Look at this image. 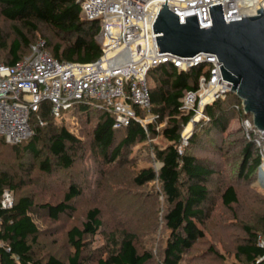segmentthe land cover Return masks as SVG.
<instances>
[{"label":"trees","instance_id":"trees-1","mask_svg":"<svg viewBox=\"0 0 264 264\" xmlns=\"http://www.w3.org/2000/svg\"><path fill=\"white\" fill-rule=\"evenodd\" d=\"M0 17L12 22L16 35L9 44L0 36V63L12 65L28 54L29 37L21 30L34 33L38 26L49 29L55 40L45 39L46 49L55 59L75 63H90L96 60L101 49L96 41L98 24L80 17L79 7L75 0H0ZM21 27V28H19ZM43 38V37H42ZM26 49V51H25ZM2 52L6 55L1 59ZM206 74L204 67L188 72L177 71L170 65H161L152 69L150 82V114L155 121L143 127L135 120L128 125L113 129V117L88 105H77L70 111L86 123L93 121L90 147L98 160L106 166L120 165L124 154L136 143H145L155 137L163 141L161 146L151 144V151L158 163V168L140 169L133 178L136 185H143L156 180L167 203L164 222L169 230V238L163 252V264H178L185 251L203 236L198 224L206 217L207 207L213 203V194L208 186L209 181L218 174L214 166L192 153V149L210 151H228L232 146L239 149V163L232 182H248L256 178L260 165L259 149L254 143L245 139L241 128L231 138L229 146H224L221 137L232 118L241 121L243 115L234 106L239 101L229 98L215 101L204 109L209 117L208 122L195 126L187 139L186 146L181 148V130L189 121L191 114L179 110V99L183 93L197 86L200 75ZM38 112L46 126L38 125L31 120V137L18 145H12L16 154L26 152L37 161L39 170L50 175L57 170L69 171L74 166L83 143L72 134L61 119L54 121L48 113L47 106L42 105ZM140 117L145 112L136 109ZM162 127H158L163 123ZM120 139H117L119 134ZM0 142L5 143L0 137ZM40 144V145H39ZM40 146V147H39ZM24 186L22 180L16 181L13 176L0 169V198L3 191H8L13 198L10 208L0 205V264H86L84 250L87 246L85 236L95 235L101 227L100 211L93 207L85 213L80 227L73 226L66 232V238L72 251L66 260L54 255L37 257L33 246L36 243L39 229L34 221L35 216L45 213L49 219L57 221L61 215L69 214L72 201L80 196L78 186L70 184L62 200L56 204H37L27 195H18ZM220 199L225 207L237 202L236 191L232 184L225 185L220 191ZM261 232L244 226L246 237L236 247V255L241 258L240 264H264V248L257 244L259 234H264V211L260 218ZM111 248L102 251L95 259L96 264H147L152 259L149 251H138L134 236L124 233L121 238H109Z\"/></svg>","mask_w":264,"mask_h":264},{"label":"built area","instance_id":"built-area-1","mask_svg":"<svg viewBox=\"0 0 264 264\" xmlns=\"http://www.w3.org/2000/svg\"><path fill=\"white\" fill-rule=\"evenodd\" d=\"M80 17L98 24L97 39L100 56L90 63H75L55 59L46 49L42 37L29 46V52L12 65L0 63V137L5 143L18 145L32 135V118L43 126L38 112L42 105L48 108L53 120L61 119L74 106L88 105L103 110L113 117V129H120L135 120L143 127L155 121L150 114L149 72L161 65H170L177 71L188 72L204 67L197 86L183 93L179 110L191 114L186 126L190 131L181 134L180 150L186 146L192 129L198 123L209 121L204 114L206 106L223 100L231 84L222 79L221 63L214 54L199 53L193 57H177L158 53L152 24L161 7L184 17L196 16L199 28L211 26L208 7L220 4L225 22L250 17L264 0H75ZM235 109L243 112L241 100ZM136 109L145 112L144 117ZM160 127V124L158 125ZM246 140L259 149L260 165L257 179L264 182V131L253 127L251 116L239 121ZM158 167L155 168V170ZM13 198L3 191L0 205L10 208ZM263 237V236H262ZM257 244L264 248V237Z\"/></svg>","mask_w":264,"mask_h":264},{"label":"rangeland","instance_id":"rangeland-1","mask_svg":"<svg viewBox=\"0 0 264 264\" xmlns=\"http://www.w3.org/2000/svg\"><path fill=\"white\" fill-rule=\"evenodd\" d=\"M12 25L17 24L0 17V36L8 44L16 38ZM21 30L30 42L38 37L55 40L43 25H39L38 31L34 33ZM95 39L98 43L97 37ZM5 55L6 52H2L1 59ZM231 94L229 98L234 99V94ZM235 99L240 101L237 97ZM70 111L61 120L80 139L84 149L69 171L57 170L46 175L39 170L37 161L29 154H16L12 145L0 142V169L16 181L24 182L18 195L27 194L37 204H56L62 200L70 184L78 186L81 191L80 196L71 203L73 210L61 215L57 221L49 219L45 213L35 216L39 233L33 246L34 255L45 257L51 254L66 260L72 251L66 232L73 226L80 227L86 211L96 207L100 211L101 227L95 235L85 236L87 246L83 254L87 258L86 264H96L95 259L100 253L111 248L109 238H121L124 233L134 236L138 251L151 252L152 259L147 264H163V252L170 233L163 218L167 209L165 197L156 180L140 186L133 181L140 169L152 167L155 170L158 167L151 144L161 146L162 139L155 137L145 143L133 144L124 154L120 165L106 166L97 159L90 147L93 121L86 123L82 118L70 114ZM163 125L164 122L160 123V127ZM239 128V121L236 118L230 119L221 136L225 141L223 147H230L231 138L228 135L235 134ZM185 129L186 125L181 134ZM121 136L120 133L117 139ZM222 149L221 152L192 149L193 154L214 166L218 174L208 183L213 203L207 207L203 222L198 224L203 236L184 252L178 264H240L241 258L236 255V247L246 237L243 227H252L254 231L261 232L264 182L257 177L248 182L230 181L231 173H234L239 163V149L234 146L228 151L223 152ZM228 184L234 186L237 202L225 207L220 199V191ZM259 236L264 237V234Z\"/></svg>","mask_w":264,"mask_h":264},{"label":"water","instance_id":"water-1","mask_svg":"<svg viewBox=\"0 0 264 264\" xmlns=\"http://www.w3.org/2000/svg\"><path fill=\"white\" fill-rule=\"evenodd\" d=\"M211 26L199 28L196 16L184 17L161 5L152 24L158 53L193 57L214 54L221 63L222 79L231 84L230 92L251 116L253 127L264 131V10L250 17L225 22L220 4L208 7Z\"/></svg>","mask_w":264,"mask_h":264},{"label":"bare ground","instance_id":"bare-ground-1","mask_svg":"<svg viewBox=\"0 0 264 264\" xmlns=\"http://www.w3.org/2000/svg\"><path fill=\"white\" fill-rule=\"evenodd\" d=\"M190 128H191V126H190V124H188V125L186 126L185 133L188 132V131H190ZM263 176H264V173H263Z\"/></svg>","mask_w":264,"mask_h":264}]
</instances>
